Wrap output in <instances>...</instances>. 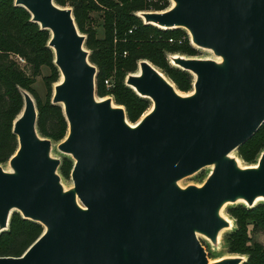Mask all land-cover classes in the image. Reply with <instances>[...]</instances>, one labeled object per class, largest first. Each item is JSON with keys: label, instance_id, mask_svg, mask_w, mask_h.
<instances>
[{"label": "water", "instance_id": "water-1", "mask_svg": "<svg viewBox=\"0 0 264 264\" xmlns=\"http://www.w3.org/2000/svg\"><path fill=\"white\" fill-rule=\"evenodd\" d=\"M169 9L141 12L146 25L182 29L215 59L173 57L193 77L181 95L150 62L125 84L151 109L130 125L121 107L95 92L96 67L72 10L54 0H14L50 34L47 47L61 80L51 104L61 107L67 133L57 149L73 162L72 188L58 175L52 141L37 130L33 97L12 124L17 150L10 171L0 165V233L10 216L42 226L20 257L0 264H242L209 262L197 236L217 244L229 227L225 204L264 202V154L242 168L230 155L264 123V0H168ZM211 167L201 186L178 182Z\"/></svg>", "mask_w": 264, "mask_h": 264}, {"label": "trees", "instance_id": "trees-1", "mask_svg": "<svg viewBox=\"0 0 264 264\" xmlns=\"http://www.w3.org/2000/svg\"><path fill=\"white\" fill-rule=\"evenodd\" d=\"M60 7L69 6L80 33L84 34L89 60L97 69L95 92L98 98L114 97L117 105L124 106L130 121L136 122L149 108V101L140 98L125 86L127 74L137 71L139 61L147 60L163 72L182 92L191 90L193 77L186 71L170 67L164 60L163 42L166 36L173 42L168 30L142 24L137 17L140 12L167 10L168 0H54ZM103 12L102 39L86 27L87 14ZM29 13L14 6V0H0V165L6 164L17 150V139L12 133V124L23 106L21 90L35 99L38 111L37 130L41 137L58 143L67 133V122L62 109L51 104L52 86L59 75L53 64V53L47 47L50 34L40 30L30 21ZM161 35V36H160ZM168 35V36H167ZM160 36V37H159ZM192 52V49H187ZM192 54V53H189ZM23 61V67L20 65ZM51 71L44 78L46 99L42 102L32 86L41 76V69ZM114 72L115 82L110 90L105 81ZM241 158L253 161L264 152V123L257 133L237 150ZM73 167L70 159H64L59 167L62 175H69ZM236 228L225 238L230 254L246 257L242 264H264V245L252 241L250 231H264V205L240 208L234 211ZM251 227V230H248ZM41 225L31 222L18 213H13L8 230L0 233V257H20L40 237Z\"/></svg>", "mask_w": 264, "mask_h": 264}, {"label": "rangeland", "instance_id": "rangeland-1", "mask_svg": "<svg viewBox=\"0 0 264 264\" xmlns=\"http://www.w3.org/2000/svg\"><path fill=\"white\" fill-rule=\"evenodd\" d=\"M170 6H171V3L169 2L167 9H169ZM63 8L71 9V7H69V6H65ZM140 13H137L136 15L139 18V20H141L142 24H144V21L139 16ZM103 18H104L103 12H90L89 14H87V19H86V22H85V25H86L87 28L91 27L92 29L95 30L96 38H98V39H102L103 35H104V30H103V20L104 19ZM160 30H162V29H160ZM166 32H168L169 35H172L173 42L177 43L176 45L169 44L170 42H168L165 39L166 36H164V35H163L162 39H159V42H163V44H164V50H163L164 60L170 67L177 68L172 63V58L173 57L196 58V59H215V57L213 56V54L211 52L195 48L191 44L190 38H189V36H188L186 31H184L182 29H173V30H168ZM80 34L84 35L82 33H80ZM189 48L192 49V52H188L187 49H189ZM189 53H192V54H189ZM20 65H21V67H23V63L22 62H20ZM153 66H155V65H153ZM155 67L175 86L176 90L181 95L188 96V95H190L193 92V86L191 87V90L188 91V92H182V91L178 90L176 85L163 72V70L158 68L157 66H155ZM137 71H138V69H137ZM135 73H133V74H135ZM50 75H51V71H50L49 68H47V67L42 68L41 69V76L36 78L35 83L32 86V88L37 93V95L39 96V98H40V100L42 102H44L45 99H46V89H45V86H44V78L49 77ZM58 75H59V78H58L57 82H59L61 80V75L59 73H58ZM114 75H115L114 72H112L107 77L108 85H105V86H106V89H108V90H110L111 86L115 82V76ZM128 75L129 74H127L126 77ZM126 77H125V80H124V84H125V81H126ZM95 82H96V79H95ZM55 84H53V86H52V92H53V87H54ZM125 86H126V84H125ZM106 98H111L114 106H118V107H121L122 109H124L126 120H127V122L130 125L137 124L142 119V117L152 107L151 102L148 100L149 103H150L149 108L140 116V118L136 122H132V121H130L128 119L127 112H126L124 106L117 105L115 103L114 97L112 95H107L103 99H106ZM34 101H35V99H34ZM57 145H58V143L52 142L51 152H50L51 157L59 159L61 163L63 162L64 159H70L68 156L63 155L62 153H60L58 151ZM263 154H264V152L259 153L258 156H256V158L253 161L244 160L243 158L240 157V155L238 154L237 151L233 152L230 156L237 161V163H238V165L240 167L249 168V167H255L258 164L261 155H263ZM1 166H2V168L5 171H7V172L10 171V167H9L8 162L6 164H4V165H1ZM211 171H212V168L211 167H207V168L201 170L200 172H198V173H196V174H194V175H192L190 177L182 179L181 181L178 182V185L181 188H185V187L191 186V185L201 186L206 181L208 176L211 174ZM57 173L60 176V182H61L63 188L65 190H68V189L72 188L73 184H72V180L70 178V174L69 175H62L59 171ZM259 204L264 205V202L262 200L259 201V202H256L255 206L259 205ZM243 207L244 208H248L247 205L245 203L241 202V201L236 202V203H228V204H225L223 206V208L221 210V216H222L223 219H225L229 223V227H227L226 229H223L221 231L222 233L221 232L219 233L220 237L218 236L217 244L213 245L211 243V241L209 239L205 238L204 236H201V235L197 236L199 242L201 243L202 247L204 248V250H205V252L207 254L209 262L213 263V262L221 261L223 259L243 257V256H240V255L230 254L229 253V248H228V246H227V244L225 242V238L229 235V233L233 232L235 230V228H236V222H235V219H234V216H233L234 211H236L237 209L243 208ZM248 230H251V227H248ZM249 234H250V238L252 239V241L259 242V243L264 245V231L254 232L252 230V231H250Z\"/></svg>", "mask_w": 264, "mask_h": 264}, {"label": "built area", "instance_id": "built-area-1", "mask_svg": "<svg viewBox=\"0 0 264 264\" xmlns=\"http://www.w3.org/2000/svg\"><path fill=\"white\" fill-rule=\"evenodd\" d=\"M170 42H172V40H170ZM20 62H22V63H23V61H22V60H20ZM105 85H108V81H105Z\"/></svg>", "mask_w": 264, "mask_h": 264}, {"label": "bare ground", "instance_id": "bare-ground-1", "mask_svg": "<svg viewBox=\"0 0 264 264\" xmlns=\"http://www.w3.org/2000/svg\"><path fill=\"white\" fill-rule=\"evenodd\" d=\"M259 201H261V199H258L256 202H259ZM222 233V232H221ZM220 237V236H219Z\"/></svg>", "mask_w": 264, "mask_h": 264}]
</instances>
